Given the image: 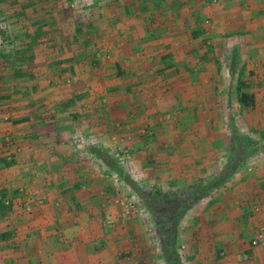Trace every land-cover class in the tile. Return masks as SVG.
<instances>
[{
    "label": "rangeland",
    "instance_id": "rangeland-1",
    "mask_svg": "<svg viewBox=\"0 0 264 264\" xmlns=\"http://www.w3.org/2000/svg\"><path fill=\"white\" fill-rule=\"evenodd\" d=\"M28 1L0 0V200L5 207L0 212V264H46L51 255L57 261L62 252L71 250L63 235L65 218L42 217L52 208L69 213L71 207L62 200L71 194L79 200L86 196L99 200V216L85 221L89 226L99 222L102 242L107 237L120 239L125 249L111 247L118 258L137 255L135 249L125 247L133 243L130 230L142 241L167 245L173 239L179 246L174 259L181 261L186 246L171 236L176 220L172 214L189 210L191 192L200 199L225 190L226 182L215 179L228 176L233 183L256 175L259 167L254 159L259 154L264 157V135L258 138V125L252 128L248 120L259 108L238 101L240 91L257 98L252 75L239 74L244 41L257 31L253 30L254 17L259 16L255 1L137 0L127 15L111 10L119 0H64L63 9L59 3L51 7L57 21H45L47 13L35 15L41 0L32 2L35 7ZM146 34L187 36L192 43L179 44V62L192 51L189 58L196 77L209 74L212 83L226 84L221 91V85L211 91L208 119L191 124L190 129L194 136L202 131L212 136L213 151L231 149L232 154L212 155L220 171L209 179L193 178L197 191L188 186L162 188L138 166L145 153L155 164L150 145L156 133L149 122L160 118L142 114L148 111L141 106L158 94L142 84L154 88L166 79L159 72H132L133 65H141L140 51L123 39L147 38ZM162 85L157 87L160 92ZM251 148L259 150L257 156L253 152L239 158ZM80 179L86 182L74 183ZM67 182L70 187H65ZM87 184L98 186L90 193ZM78 207L73 202V213ZM251 210L258 212L256 206ZM80 222L74 217L68 226L79 227ZM255 226L262 228L264 221H256Z\"/></svg>",
    "mask_w": 264,
    "mask_h": 264
},
{
    "label": "crops",
    "instance_id": "crops-1",
    "mask_svg": "<svg viewBox=\"0 0 264 264\" xmlns=\"http://www.w3.org/2000/svg\"><path fill=\"white\" fill-rule=\"evenodd\" d=\"M254 1L255 8L259 11V16L254 17L256 24H253V30L257 31L251 34L249 40L244 41L243 45L246 50L243 49L242 51L243 65L239 69V74L252 75L250 79H253V91H256L257 94L254 95L252 89L251 91L257 98L252 101L251 109L255 110L258 107L259 110H255L256 114L248 120L252 128H255L253 127L254 124L258 125L255 129L258 130L257 137L261 138V135H264V131H259L260 125L264 128V114L262 115L264 111L260 110L264 109V17L261 16V14L264 15V4L263 0ZM112 2L114 3V1ZM135 2L137 0H125V2L119 0L111 10L125 11L124 14L128 15L129 11L132 10L131 4ZM56 3H59L61 9L65 6L64 0H51L47 7L51 10V7ZM139 11H141V5ZM118 15V17L122 16L121 14ZM247 21L246 23L249 24L250 22ZM178 36L168 34L156 38L155 35L146 34L147 38L142 35L137 38L136 35L134 38L123 39L125 42H130V48L140 51L142 62L138 67L137 64L132 66L131 69H133L134 74L153 75L159 72V75L163 74L166 78L161 83L156 82L154 88L152 84H142L144 87H148L151 93L158 92L155 100L152 97L150 98L151 103L141 106L142 111H148L142 114L148 116L153 113L152 115L160 116V118H154L149 122L153 124L152 127L155 126V142L150 145V147H154L155 164H151L149 154L145 153L141 161L142 165L139 163L138 166L140 168L141 166L144 167L143 171L148 170L151 173L149 177L159 182L162 188L175 186L176 188L173 189H178V186L194 188L197 182L193 178H212L215 172L219 173L220 171L218 166L214 165L212 155L222 156L226 155V152L228 155L232 154L231 149L229 153L228 150L224 153L221 150L217 151L218 149L213 151V147L209 144L214 141L212 136L204 131L200 132V135L194 136L190 129L191 124L204 123L208 119L212 110L211 91L218 85H221L219 88L221 91L225 89L226 84L223 82L212 83L209 74L203 77L200 74L196 77V70L191 66V59L189 58V52L192 51L186 53L187 57L183 54L182 56L185 58L182 59L183 62H179L181 59L179 44L181 47L184 42L187 45L192 42L189 39L186 40L187 36L183 39L178 38ZM130 53L131 58L137 59L136 54ZM245 66L248 68L246 69ZM160 84H163L161 86L163 92L157 89ZM165 91L170 92H166V94ZM258 96L261 98H258ZM167 97L178 99L175 101L174 99H166ZM202 116L203 118H201ZM177 122L179 124H175ZM188 123L190 124L189 127L186 126ZM226 147L228 146L225 143L224 148ZM261 148H264V146ZM253 152H256L257 156L259 150L246 149L243 153H239V158H241V155H251ZM260 155L262 154L256 157V161L254 159L259 167L256 175L244 176V181L237 180L233 183H230L229 178L227 179L228 176H224L219 180L215 179L216 182L225 181L226 184L224 185L225 190H220L214 196L210 194L197 199V196L192 195V190H188V192H191L188 195L191 200L188 205L189 210H184L182 215L180 213L172 214L173 219L176 220L170 230L172 238L175 240L176 237L178 243L182 241L186 246L185 251L182 252L181 261L176 260L179 251L177 247L179 246L173 239L171 244L167 245L159 241H142L141 235L135 238L137 234L134 231L130 232V230H128V234L134 238L132 239L133 243L125 247L135 249L137 255L136 257L132 255L133 258L131 259L118 258L111 247L115 244L124 248L120 239L107 237L108 240L102 242L99 238V222L92 221L89 226L88 222L85 221L87 218L96 219L99 216L97 213L99 200H95L94 197L90 196L79 200L75 197L72 198L73 194H71L66 195L65 200L63 199L62 202L65 206H70L72 212L68 213L67 210L61 211L52 208L51 211L45 210L42 213V217L45 218H65L63 235L66 238L67 246L71 247V250L62 252L61 258L57 261L51 255L49 257L51 261L46 260V264H264V245L250 246L251 239L259 229L255 226L256 221H264V157L261 158ZM175 174L178 178L176 182H174L175 179H172ZM75 181H80L74 182L78 184L86 182L83 179ZM87 181L89 182L90 178ZM69 183L67 182L65 187H70ZM74 185H71V188ZM86 186H89V184ZM97 186L90 185V193H93ZM194 190L196 189L194 188ZM60 194L62 195L61 191ZM199 195L201 197V194ZM53 198L49 200L50 204L54 201L55 198ZM73 202L80 204V207L75 210L77 214L73 213ZM253 206L258 208V212L251 210ZM74 217L80 218L79 227L76 225L68 226L70 219ZM85 225L88 228H83ZM114 236L118 237L119 233L117 232ZM183 244L182 247H184ZM93 246L102 247L100 250H95ZM175 256L176 259H174Z\"/></svg>",
    "mask_w": 264,
    "mask_h": 264
},
{
    "label": "trees",
    "instance_id": "trees-1",
    "mask_svg": "<svg viewBox=\"0 0 264 264\" xmlns=\"http://www.w3.org/2000/svg\"><path fill=\"white\" fill-rule=\"evenodd\" d=\"M30 1H28V4H32L33 1H35V3H36L37 0H30ZM50 2H51V0H41L38 3V7H41V8L39 10H36V8H34L35 9V15L40 16L42 13H47L48 15L44 18L45 21H57L58 19H56L54 17L52 18V15H54L55 9L50 10L49 7H47V5H49ZM35 3L32 4L33 5L32 7H35ZM1 56L2 55H0V57ZM1 98L2 97H0V99ZM238 101L244 105H252V101H253L252 95L248 94L246 92L240 91L238 94ZM14 123H17V122H14ZM3 208L5 209L3 201L0 200V212H1V210H3Z\"/></svg>",
    "mask_w": 264,
    "mask_h": 264
},
{
    "label": "built area",
    "instance_id": "built-area-1",
    "mask_svg": "<svg viewBox=\"0 0 264 264\" xmlns=\"http://www.w3.org/2000/svg\"><path fill=\"white\" fill-rule=\"evenodd\" d=\"M264 245V227L259 228L253 237L251 241V246L256 247V246H261Z\"/></svg>",
    "mask_w": 264,
    "mask_h": 264
}]
</instances>
